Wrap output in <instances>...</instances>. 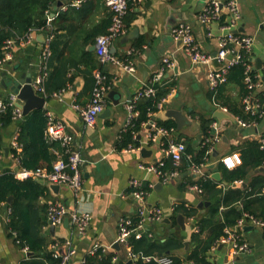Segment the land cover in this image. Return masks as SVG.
Wrapping results in <instances>:
<instances>
[{
  "label": "crops",
  "instance_id": "0c3cea01",
  "mask_svg": "<svg viewBox=\"0 0 264 264\" xmlns=\"http://www.w3.org/2000/svg\"><path fill=\"white\" fill-rule=\"evenodd\" d=\"M62 1L63 4L58 6L57 2L49 14L53 17L49 25L57 28L56 37L52 38L51 42L48 41L47 32L34 30L32 42L15 44L13 58L1 70L0 98L12 94L3 83L6 78L3 73H14V69L17 68L15 73L18 76L22 73H30L35 81L40 73L43 49L48 43L51 47L53 42L49 70L50 72L61 70L62 73L64 72L63 77L68 78V82L65 88L58 91L59 95H53L54 91L47 98L45 110H51L65 123L67 130L73 135L72 148L78 150L83 158L81 170L84 187L76 194L65 184H62L59 191L55 192L48 183H42L47 186V190L29 205L30 212L33 213L32 222H36L39 227L46 221L40 229L48 240L53 241L50 248L54 251L56 248L59 253L66 252L65 241L67 239L73 241L77 254L70 264H84L83 260L87 255L92 254L91 250L95 243L102 244L106 252H115L113 260L118 264L128 259L126 246L120 244L117 249L114 248V244L118 241L120 221L136 214L138 201L132 196L134 182L148 184L150 190L146 196V203L149 207L160 208L164 214L163 220L165 218L171 220L175 206L181 203L189 207H197L200 214H206L211 202L205 198L203 192L190 190V184L198 183L204 177H212L219 182V187H225L220 170L223 164L221 158L233 152H240L235 147L247 140L260 141L264 136V114L261 115L259 122L247 127L229 119L222 120L220 132L217 135L218 140H214L213 151L210 152L200 172L191 174L188 168L186 172L181 170L178 176L164 182V179L156 172L140 167L141 163L154 164L166 157L162 140L149 142L150 128L147 124H144L137 134V139L139 135L141 136L138 139L139 149L129 150L127 147L119 146L122 132L126 130L128 93L133 98L145 84L150 83L152 77L162 71L165 66L164 57L170 56L175 61V66L163 71L161 81H175L176 85L168 94L162 108L154 113L153 117L155 121H167L174 119L167 116L169 109L182 110L192 121L193 126L186 132L187 126L180 130L182 135L180 140H184L186 145L187 141H190L196 149L200 146L197 145V135L202 133V129L198 115L217 121L213 115L220 106L210 97L212 90L209 82L210 66L194 65L190 55L174 39L172 29L180 22L190 23L202 50L207 53L217 52L219 37L222 33L219 24L217 22L204 24L200 20L210 0H143L136 4L131 10L135 13V18L127 26L128 32L116 38L111 47L117 56L134 62L137 66L135 74L127 73L117 66L102 65L99 62L96 53V37L105 33L111 22V12L105 0H83L79 5L75 3L78 0ZM238 1L241 6L238 32L255 38L252 57L256 61V68L262 74V87L258 92L264 91V0ZM62 13L63 16H61ZM135 28L139 29L137 35L132 33ZM258 58L262 59L261 68L257 67ZM141 62L150 68L148 76L139 69L138 64ZM99 67L110 76L111 89L108 93L106 108H110L111 113L104 117L100 115L94 126H86L74 105H84L91 100L92 74ZM112 90L120 92L119 104H115L109 96ZM193 113H196V116ZM21 120H14L8 127L0 125L4 152L0 172L5 168L16 170V166H19L11 148L14 138L19 135ZM183 131L186 135L182 134ZM211 134H215L212 129ZM6 147L9 148L8 155L4 151ZM142 147L151 150L150 155L144 154L141 151ZM216 172L221 173V180L213 176ZM235 186H242V184L235 183ZM10 197L12 199L8 201V204L12 203L14 195ZM57 200L62 201L70 211L76 209L89 211L92 214V221L85 234L77 232L70 216L58 224L54 232L51 230L44 207ZM201 201L209 202V204L200 208ZM8 204L0 208V264H29L37 259V256L21 245L17 238L18 233L9 227L11 211ZM184 218L185 228L178 222L183 236L175 230L176 226L173 227L184 241L183 249L176 252L182 258L195 246L192 234L199 231V225L196 224L194 216H184ZM163 220L160 223L150 224L162 237L171 230L169 228L171 222L166 223ZM193 224L196 225L195 231L192 229ZM237 231L241 239L250 244L251 250L235 255L232 243L224 242V236H222L216 249L209 252L211 261L214 264H264V229L247 223ZM186 241L188 246L185 245ZM53 245L56 247H52Z\"/></svg>",
  "mask_w": 264,
  "mask_h": 264
},
{
  "label": "trees",
  "instance_id": "16d2710c",
  "mask_svg": "<svg viewBox=\"0 0 264 264\" xmlns=\"http://www.w3.org/2000/svg\"><path fill=\"white\" fill-rule=\"evenodd\" d=\"M57 2L58 0H0V58L3 56L5 41L9 38L19 40L32 30H44L48 34H53V38H55L57 28L48 24V18ZM129 4L130 9L125 18L126 26H129L135 18V13L131 12L135 6L133 0H129ZM63 15L62 13L61 16ZM51 47H54L53 42ZM245 70L246 67L242 62L232 65L227 72V81L221 83L215 90H211L210 97L219 106L226 107L234 116L250 122H259L262 116L259 112L247 111L243 98L252 93L255 101L261 106L260 110H263L264 91L258 92V90L248 88L245 82ZM1 73L2 71H0ZM63 73L59 69L49 73L45 82L47 98L54 91L58 92L67 86L68 78L63 77ZM258 73L259 70L254 68L253 75ZM92 77L94 86L95 78L93 74ZM152 79L153 77L150 79V83H152ZM152 85L156 88V94L137 103L136 108L139 110V115L134 120L133 125L122 132L119 142L121 148L140 145L137 134L142 130L145 123L152 118L154 119L150 113L159 111L158 103L168 96L176 83L175 81L164 80L152 83ZM2 99L7 101L8 96ZM193 114L196 116V113ZM198 117L204 138L197 149L190 141H187L186 153L180 166V170L183 172H186L192 164H204L210 156L209 149L213 145V141L209 138L211 136V124L214 119L206 118L200 114ZM14 120L11 106H7L3 111H0V125L2 127H8ZM156 122L159 126L177 128L174 119L158 120ZM19 126L18 140L22 149L18 151L16 148H11L14 158L19 160L17 161L19 167L28 170L38 168L51 170L58 155L64 153V147L60 141L49 140L46 136V110H34L22 118ZM181 137L182 135L177 129L171 138L180 140ZM162 141L163 145L166 146L168 138L163 137ZM235 149L241 152L242 163L232 169L221 164L220 170L223 174L222 180L225 187H219V182L212 177H204L198 182L203 189V195L211 202L207 213L200 214L197 207H189L181 203L175 206L169 227L171 230L163 237L152 225L144 227L140 238L136 237L135 234L131 235L129 244L132 252L138 255L133 264H160L153 259L146 260V256L153 255L170 256L174 264H212L209 252L214 245L218 244L220 238L226 234V227L235 226L244 213H250L264 220V171H256L264 166V149L261 148V143L258 140H247ZM3 157L4 152L0 137V170ZM162 169L164 171L174 169L173 160L170 157L164 159ZM238 180L243 181L242 186H235V182ZM142 189L149 192L150 187L148 184H142ZM46 190L47 186L42 184L40 180L32 177L17 178L13 168H5L0 172V202L8 204L9 197L14 195L12 203L8 204L11 209V219L8 225L18 233L17 238L20 240L21 245L33 251L37 256V259L32 260L29 264L61 263V258L55 257L53 248H50L53 241L48 240L42 229H40V226L45 224L46 221L41 223L39 227L36 222H32L33 213L30 212L29 205L38 196L43 195ZM48 207L47 205L44 207L47 216ZM180 213L185 217L194 216L196 224L199 225V231L192 234V241L195 246L188 250L183 258L177 255L176 252L183 249L184 241L173 230V227L178 226L177 214ZM132 219V226L137 225L139 216L134 214ZM204 233L206 234L204 235ZM114 255L115 252H106L99 248L96 252L87 255L85 260L87 264H117L113 260ZM127 261L128 259L118 264H126Z\"/></svg>",
  "mask_w": 264,
  "mask_h": 264
},
{
  "label": "built area",
  "instance_id": "2783aa9c",
  "mask_svg": "<svg viewBox=\"0 0 264 264\" xmlns=\"http://www.w3.org/2000/svg\"><path fill=\"white\" fill-rule=\"evenodd\" d=\"M83 0L76 1V5H79ZM143 0H133L136 5ZM106 5L109 7L111 12V24L107 31L96 37V53L99 62L102 65L117 66L127 73L135 74L137 72V66L134 62L126 59H122L117 56L111 50L114 40L118 37L125 35L128 32L125 18L130 9L129 0H105ZM237 0H210L208 1L204 11L200 16V20L204 24H212L217 22L222 30L219 37V49L214 53H207L202 50L199 43L197 42L193 28L188 22H180L172 29V35L176 41L179 42L180 46L190 55L192 63L194 65H208L210 66L209 82L212 90H215L221 83L227 81V72L229 68L237 63L242 62L245 67V82L251 90H261L262 87V74L258 73L253 75V70L256 68L255 59L252 57L254 49L255 38L252 35L243 34L238 32V21L241 17L237 7ZM53 17L48 18V24ZM51 26V25H50ZM53 34L48 35V41L51 42ZM34 40V30L26 34L24 38L19 40L15 38H9L5 41L3 46V56L0 58V71L3 66L13 58V49L17 42L30 43ZM248 54V56H247ZM51 55L50 44L45 46L41 54V65L40 73L38 74L33 86L35 90L46 96L45 82L49 76V57ZM217 59L222 63L221 66H215L213 61ZM164 68L158 74H156L152 83L161 81L163 79V71L173 68L175 61L170 56L164 57ZM95 83L91 93V100L84 105L75 104L74 107L78 110L82 121L86 126H94L98 120L99 115L106 109L108 93L111 89V82L109 74L102 68H96L94 70ZM152 83L145 84L137 94L129 101L126 102L128 109V117L126 128L133 125L134 120L139 115V110L136 108L137 103L148 97H152L156 94V88ZM53 95H59V92H55ZM254 95L249 93L243 98V103L247 111L253 113L259 112L260 115L264 114V109L260 110V104L255 101ZM167 97H164L161 102L158 103L159 109L162 108L163 103ZM17 95L10 94L7 101L0 98V111H3L7 106L13 108V118L19 120L23 118L22 109L16 106ZM223 110L228 111L226 107L220 106ZM153 115L154 113H150ZM47 116V127L46 136L49 140H58L64 147V153L58 155L57 160L53 164L51 170L47 168H38L36 170L19 169L15 170V176L19 179H26L32 177L37 180H44L47 183L65 184L71 187L76 194L82 191L84 187V178L81 170L83 158L78 150L72 148L74 140L73 135L67 130L65 123L59 119L51 110H46ZM236 118V117H235ZM237 123L243 127L256 124L257 121H247L242 118H236ZM150 127L149 142H157L162 140L163 137L168 138V143L165 147L166 157H170L173 160L174 169L164 171L162 169L164 165V159L154 164L145 165L140 164L143 169L156 172L160 177L164 179V182L171 178L178 176L181 173L180 166L182 165L183 156L186 153L187 145L184 140H175L171 138L177 131L176 127L166 128L159 126L157 122L152 118L147 123ZM220 123L214 121L211 124L212 130L215 132L213 138H210L213 142L218 140V134L220 132ZM137 134V133H135ZM216 136V138H215ZM261 148L264 149V136L260 139ZM13 148L21 151L22 147L19 143L18 136H16L12 143ZM139 146L130 145L127 147L129 150L139 149ZM212 146L209 152H212ZM190 157V155H189ZM17 161L18 158H16ZM221 162L227 168H235L242 163V156L240 152H233L227 154L221 158ZM204 164L197 165L192 164L189 169L191 174H198L201 167ZM236 184H243L242 180L235 182ZM189 189L196 192H203L202 187L199 183H192ZM147 190L142 189V183L135 181L132 196L138 201L136 208V215L139 216V222L137 225H133L132 216H127L120 221L118 241L121 245H125L127 248V258L136 259L138 255L132 252L131 245L129 244V238L135 234L136 237L140 238L143 234L144 227L150 224H156L162 222L164 218L163 211L158 207H149L146 203ZM6 203L0 202V208ZM11 211V209H9ZM70 216L76 230L79 234H85L92 221V214L89 211L72 210L70 211L66 205L57 200L48 207V219L50 225L61 224L64 219ZM247 223L259 226L264 229V220L255 217L250 213H244V215L238 219L234 227H226L223 241H230L232 243L233 253L235 255L249 252L251 250L250 244L241 239L238 233V228L244 227ZM199 230V229H198ZM66 252L59 253L55 248V257L61 258L60 264H70L77 254V249L73 245L71 239L65 241ZM217 245H214L211 250H215ZM99 248L105 250V247L100 243H95L91 252H96ZM28 249V248H26ZM146 260H156L160 264H174L173 259L167 255H153L146 256ZM84 264L86 260H83ZM214 264V263H212Z\"/></svg>",
  "mask_w": 264,
  "mask_h": 264
},
{
  "label": "water",
  "instance_id": "95a60500",
  "mask_svg": "<svg viewBox=\"0 0 264 264\" xmlns=\"http://www.w3.org/2000/svg\"><path fill=\"white\" fill-rule=\"evenodd\" d=\"M63 4L62 0H59L57 5L61 6ZM243 28H241L242 30ZM238 31V30H237ZM139 32L138 28H135L132 33L137 35ZM43 38H45V35L42 34ZM215 54V53H214ZM213 64L215 66H221L222 63L219 62L217 59H215L213 61ZM139 65V69L144 73L145 76H148V74L150 73V68L144 63L141 62L138 64ZM257 67L261 68L262 67V59L258 58L257 59ZM17 71V68L14 69V73H3V76H5L6 78L4 79L3 83L6 86V88L8 90H10L13 94L17 95V101H16V106H18L19 108L22 109L23 112V117L27 116L28 114H30L31 112H33L34 110H41V109H45V105L47 102V97L44 95L39 94L34 86H33V79L30 73H22L20 76H18L15 72ZM109 96L115 101V104H119L121 102V94L120 92H118L117 90H112L109 94ZM118 96V97H117ZM132 99V95L130 93H128V97L127 100H131ZM111 113V109L110 108H106L102 114H100L102 117L109 115ZM99 115V116H100ZM100 116V117H101ZM167 116L172 117L176 120L177 123V129L180 131L182 130V128H184L185 126H189L192 124V121L189 119V117L182 111V110H177V109H169L167 111ZM214 118H216L218 120L219 123L222 122V120L224 119H229L232 121L237 122L236 118L229 112L223 110L221 107H219L213 115ZM148 128L150 127L149 125H147ZM141 136H138V139H140ZM202 138L203 135L202 133H199L197 135V145H200L202 142ZM211 138H213V135L211 134ZM4 151L6 152V154L8 155L9 152V148L6 147L4 148ZM141 151L144 154H148L150 155L151 150H149L147 147H142ZM16 170H19L20 167L16 166L15 168ZM257 172L259 171H264V166H261L260 168H258L256 170ZM213 176L217 179V180H221V173L220 172H216L213 174ZM41 183H47L44 180H40ZM50 185V187L55 191L58 192L59 188L61 186V184H57V183H48ZM12 197L9 198V202L11 201ZM209 204V202H204L201 201L199 203V207L203 208L204 206H207ZM166 223H170L171 220L170 218H165L163 220ZM178 222L179 224L185 228L186 224H185V218L183 214H179L178 215ZM56 229V225L52 224L51 225V230L54 232ZM185 245L188 246V241L185 242ZM120 247V243L116 242V244H114V248L119 249ZM137 260L136 259H129L127 261V264H133V262Z\"/></svg>",
  "mask_w": 264,
  "mask_h": 264
},
{
  "label": "rangeland",
  "instance_id": "374dc122",
  "mask_svg": "<svg viewBox=\"0 0 264 264\" xmlns=\"http://www.w3.org/2000/svg\"><path fill=\"white\" fill-rule=\"evenodd\" d=\"M237 7H238V10H239V12L241 11V6H240V3H239V1L237 0ZM193 125H189V126H187L186 128H185V132L187 131V129L188 128H191ZM182 134L183 135H186L185 133H184V131L182 132ZM195 228H196V225L195 224H193V227H192V229L195 231ZM175 230H177V232L179 233V234H181L182 235V231H181V229H179V227L178 226H176V229ZM183 236V235H182Z\"/></svg>",
  "mask_w": 264,
  "mask_h": 264
}]
</instances>
